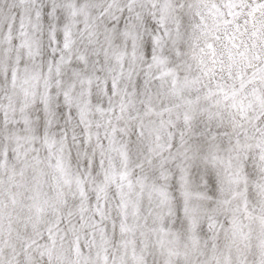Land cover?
I'll list each match as a JSON object with an SVG mask.
<instances>
[{
    "label": "clouds",
    "instance_id": "obj_1",
    "mask_svg": "<svg viewBox=\"0 0 264 264\" xmlns=\"http://www.w3.org/2000/svg\"><path fill=\"white\" fill-rule=\"evenodd\" d=\"M0 264H264V0H0Z\"/></svg>",
    "mask_w": 264,
    "mask_h": 264
}]
</instances>
